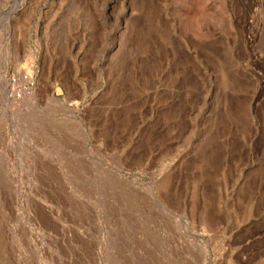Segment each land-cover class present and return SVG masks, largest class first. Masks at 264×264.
Returning a JSON list of instances; mask_svg holds the SVG:
<instances>
[{"label":"rangeland","instance_id":"obj_1","mask_svg":"<svg viewBox=\"0 0 264 264\" xmlns=\"http://www.w3.org/2000/svg\"><path fill=\"white\" fill-rule=\"evenodd\" d=\"M0 264H264V0H0Z\"/></svg>","mask_w":264,"mask_h":264}]
</instances>
